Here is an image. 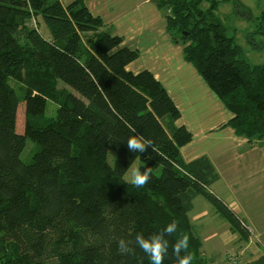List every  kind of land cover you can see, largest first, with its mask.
Wrapping results in <instances>:
<instances>
[{
  "label": "trees",
  "instance_id": "trees-1",
  "mask_svg": "<svg viewBox=\"0 0 264 264\" xmlns=\"http://www.w3.org/2000/svg\"><path fill=\"white\" fill-rule=\"evenodd\" d=\"M152 1L171 41L233 114L226 124L250 145L264 142V62L243 56L216 16L219 0ZM138 56L84 0H0V264H151L136 235L173 221L163 264H176L172 246L183 235L190 264H212L191 226L197 197L248 238L210 189L219 180L210 158H183L192 134L176 123L181 113L165 87L149 70L128 69ZM135 134L153 147L130 152ZM137 158L141 171L152 169L142 188L124 179ZM120 239L132 251L121 252ZM244 264H264V252Z\"/></svg>",
  "mask_w": 264,
  "mask_h": 264
},
{
  "label": "crops",
  "instance_id": "crops-1",
  "mask_svg": "<svg viewBox=\"0 0 264 264\" xmlns=\"http://www.w3.org/2000/svg\"><path fill=\"white\" fill-rule=\"evenodd\" d=\"M67 1L72 0L63 3ZM84 2L112 33L123 37V45L139 51L128 69L132 72L146 69L153 73L180 110L176 123L184 125L192 134L191 141L181 147L183 158L188 161L202 154L210 158L219 174V180L212 184L217 187L212 189L211 185V191L247 225L249 235L243 240L221 215L205 207L206 200L195 198L201 211H207L208 216L217 220L214 223L207 216L197 215L196 223H191L201 248L204 236L207 243L204 253L209 256L210 263L225 264L230 255H235L233 264H238L263 253L264 142L250 145L226 124L233 114L195 66L185 59L183 47L171 41L163 13L152 0ZM221 255L224 260L220 259Z\"/></svg>",
  "mask_w": 264,
  "mask_h": 264
},
{
  "label": "rangeland",
  "instance_id": "rangeland-1",
  "mask_svg": "<svg viewBox=\"0 0 264 264\" xmlns=\"http://www.w3.org/2000/svg\"><path fill=\"white\" fill-rule=\"evenodd\" d=\"M63 2H66V0H63ZM216 9L218 20L227 28L228 34L233 36L235 43L241 46L243 56L252 64L264 62V0H219ZM39 24L41 32L46 35L48 31L44 22L41 20ZM12 85L15 86V90L22 89L18 82L14 80H12ZM60 85L62 86L63 84L61 83ZM47 107L48 113L53 115V109H55L56 106L51 101H48ZM23 123V105L20 103L17 111V130L19 132L23 130ZM114 157V152L109 149L107 162L110 165H113ZM139 164L140 159L137 158L124 174V179L126 181H131V172L134 168L139 167ZM215 187L217 186L212 185V189H215ZM21 196L22 195H19L12 199L11 203H15ZM200 200L205 201L201 197ZM204 205L205 207L208 206L210 209L215 210V212L221 215L227 223L231 224L217 209L212 208L211 204L205 201ZM197 215L207 216L214 223L217 222L215 217L207 215V211H201V206H197L194 201L193 208L189 212L193 225L196 223L195 218ZM240 237L242 238L243 236L241 235ZM242 239L244 240L245 238ZM202 241L203 245L201 252L204 258L211 262L209 256L204 253L207 244L204 242V236L202 237ZM223 242L224 241H222V243ZM216 244L218 245L217 242ZM222 258L224 260V256L222 257L221 255L220 259ZM244 262L238 264H244Z\"/></svg>",
  "mask_w": 264,
  "mask_h": 264
},
{
  "label": "clouds",
  "instance_id": "clouds-1",
  "mask_svg": "<svg viewBox=\"0 0 264 264\" xmlns=\"http://www.w3.org/2000/svg\"><path fill=\"white\" fill-rule=\"evenodd\" d=\"M135 129L132 132L135 133ZM127 148L130 152L143 153L146 151L147 146L153 147L151 140H146L142 135L135 134L129 136L126 141ZM154 150V149H153ZM152 169L151 167L145 168L141 171V168H134L131 172V183L137 187H144L151 178ZM177 228L175 221L171 222L166 226L164 231L159 233H153L149 238H145L143 234H137L135 237V243L142 249L149 257L151 264H163L164 257L168 251V241L165 239V234L172 235ZM127 241L124 239L119 240V248L121 252L132 251L128 247ZM189 244L188 235H183L182 238L178 239L177 242L172 246L173 255L176 257V264H190L193 257L190 253H187ZM181 250L186 254L181 257Z\"/></svg>",
  "mask_w": 264,
  "mask_h": 264
},
{
  "label": "built area",
  "instance_id": "built-area-1",
  "mask_svg": "<svg viewBox=\"0 0 264 264\" xmlns=\"http://www.w3.org/2000/svg\"><path fill=\"white\" fill-rule=\"evenodd\" d=\"M236 260L235 255H230V257L228 258L227 262L225 264H233Z\"/></svg>",
  "mask_w": 264,
  "mask_h": 264
}]
</instances>
